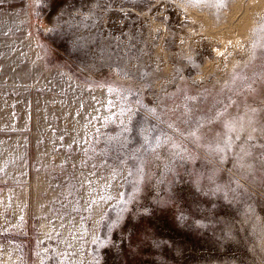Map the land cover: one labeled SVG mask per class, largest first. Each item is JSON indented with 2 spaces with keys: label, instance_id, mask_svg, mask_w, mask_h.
<instances>
[{
  "label": "rangeland",
  "instance_id": "obj_1",
  "mask_svg": "<svg viewBox=\"0 0 264 264\" xmlns=\"http://www.w3.org/2000/svg\"><path fill=\"white\" fill-rule=\"evenodd\" d=\"M0 264H264V0H0Z\"/></svg>",
  "mask_w": 264,
  "mask_h": 264
},
{
  "label": "snow or ice",
  "instance_id": "obj_2",
  "mask_svg": "<svg viewBox=\"0 0 264 264\" xmlns=\"http://www.w3.org/2000/svg\"><path fill=\"white\" fill-rule=\"evenodd\" d=\"M189 134L192 135V136H195L196 135V132L195 131H192Z\"/></svg>",
  "mask_w": 264,
  "mask_h": 264
}]
</instances>
